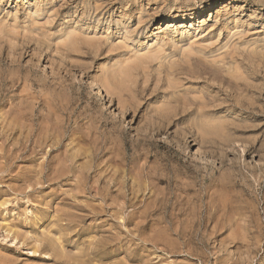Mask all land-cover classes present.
<instances>
[{
    "label": "rangeland",
    "instance_id": "obj_1",
    "mask_svg": "<svg viewBox=\"0 0 264 264\" xmlns=\"http://www.w3.org/2000/svg\"><path fill=\"white\" fill-rule=\"evenodd\" d=\"M263 66L264 0H0V264H264Z\"/></svg>",
    "mask_w": 264,
    "mask_h": 264
},
{
    "label": "bare ground",
    "instance_id": "obj_2",
    "mask_svg": "<svg viewBox=\"0 0 264 264\" xmlns=\"http://www.w3.org/2000/svg\"><path fill=\"white\" fill-rule=\"evenodd\" d=\"M73 46H74V45H73ZM151 56H152V55H151ZM251 62H252V61H251ZM243 63H244V62H243ZM244 64H245V63H244ZM248 64H249V62H248ZM254 64H255V63H254ZM258 64H259V63H258ZM260 64H261V63H260ZM231 65H233V64H230L229 66L231 67ZM236 65H237V64H236ZM236 65H235V66H236ZM241 65H242V64H241ZM242 66H243V65H242ZM254 66H256V65H254ZM252 67H253V65H252ZM258 67L261 68L260 66H258ZM263 67H264V66H263ZM226 68H227V66H226ZM236 68L238 69V67H236ZM239 68H240V67H239ZM256 68H257V67H256ZM256 68H255V70H256ZM224 69H225V68H224ZM233 69H234V68H233ZM242 69H243V68H242ZM245 69H246V68H245ZM243 70H244V69H243ZM243 70H242V71H243ZM247 70H248V69H247ZM247 70H246V71H247ZM255 70H254V71H255ZM226 71H227V70H226ZM238 71H239V70H238ZM246 71H244V72H246ZM247 72H248V71H247ZM224 73H225V72H224ZM228 73H229V72H228ZM234 73H235V72H234ZM238 73H239V72H238ZM241 73H242V72H241ZM250 73H252V72H250ZM254 73H255V72H254ZM229 74H230V73H229ZM242 74H243V73H242ZM242 74H240V76H241ZM230 75H231V74H230ZM238 75H239V74H238ZM246 75H247V74H246ZM256 75H258V74H256ZM256 75H255V77H256ZM259 75H260V73H259ZM226 76H227V75H226ZM243 76H244V75H243ZM253 76H254V74H253ZM229 77H230V76H229ZM231 77H232V75H231ZM236 77L238 78L237 75L235 76V79H236ZM248 77H249V75H248ZM223 78H224V77H223ZM240 78H241V77H239V79H240ZM250 78H251V77H250ZM252 78H253V77H252ZM110 79H111V78H110ZM224 79H225V78H224ZM227 79H228V78H227ZM230 79H231V78H230ZM115 80H116V79H115ZM232 80H233V79H232ZM237 80H238V79H236V81H237ZM233 81H234V80H233ZM228 82H229V81H228ZM246 82H247V80H246ZM235 83H236V82H235ZM242 83H243V82H242ZM90 84H91V86H93V87H95V88L97 89V91H98V96H99L98 98H100V100H101V98H102V99H106V97H105V93H104L103 89H102L100 86L97 85L96 81H91ZM220 84H221V83H220ZM233 84H234V83H233ZM116 85H117V84H116ZM222 85H223V84H222ZM243 85H244V84H243ZM236 86H237V85H236ZM120 87H121V85H120ZM224 87H225V85H224ZM244 87H245V85H244ZM248 87H249V86H248ZM237 88H238V87H237ZM117 89H118V88H117ZM222 89H224V88H222ZM226 89H227V88H226ZM238 89H239V88H238ZM240 89H241V88H240ZM250 89H251V88H250ZM262 89H263V88H262ZM260 90H261V89H260ZM260 90H259V91H260ZM230 91H231V90H230ZM251 91H252V90H251ZM263 91H264V89H263ZM263 91H262V92H263ZM227 92H228V91H227ZM232 92H233V91H231V93H232ZM252 92L254 93V91H252ZM226 94H227V93H226ZM229 94H230V93H229ZM260 94H261V93H260ZM232 95H233V94H232ZM230 96H231V95H230ZM248 96H249V95H248ZM260 96H261V95H260ZM242 97H243V96H242ZM246 97H247V96H246ZM257 97H258V96H257ZM225 98H226V97H225ZM231 98H232V97H231ZM252 98H253V97H252ZM250 99H251V98H250ZM253 99H254V98H253ZM228 100H229V99H228ZM228 100H226L225 102H227ZM231 100H232V99H231ZM255 100H256V99H255ZM259 100H261V99H259ZM245 101H246V100H245ZM249 101H250V100H249ZM237 102H238V101H237ZM254 102H255V101H254ZM263 102H264V101H263ZM233 103H234V101H233ZM251 103H252V101H251ZM251 103H250V104H251ZM259 103H260V102H259ZM241 104H242V103H241ZM261 104H262V103H261ZM236 105H237V104H236ZM251 105H252V104H251ZM263 105H264V103H263ZM185 106H186V105H185ZM249 106H250V105H249ZM252 106H254V103H253ZM252 106H251V107H252ZM187 107H188V106H186V108H187ZM190 107H191V106H190ZM257 107H258V106H257ZM260 107H261V105H260ZM260 107H259V108H260ZM167 108H168V107H167ZM186 108H184V109H186ZM199 108H201V107L199 106ZM242 108H243V107H242ZM246 108H247V107H246ZM263 108H264V107H263ZM263 108H262V109H263ZM165 109H166V108H165ZM165 109H164V111H165ZM188 109H190V108H188ZM192 109H193V108H192ZM203 109H204V108H203ZM254 109H255V108H254ZM197 110H198V109H197ZM200 110H201V109H200ZM200 110H199V111H200ZM241 110H242V109H241ZM249 110H251V108H250ZM256 110H257V109H256ZM256 110H255V111H256ZM161 112H163V111H161ZM168 112H169V111L167 110V112H166L167 114H166V115H170ZM246 112H247V110H246ZM259 112H261V111H259ZM170 113H171V111H170ZM174 113H175V111H174ZM257 113H258V112H257ZM261 113H262V112H261ZM163 114H165V113H163ZM171 114H173V113H171ZM203 114H204V113H203ZM158 115H159V117H160V114H158ZM161 115H162V113H161ZM256 115H257V114H256ZM256 115H255V116H256ZM262 115H263V114H262ZM3 116H4V115H3ZM3 116H2V117H3ZM255 116H254V117H255ZM166 117H167V116H166ZM171 117H172V116H171ZM171 117H170V118H171ZM254 117H253V118H254ZM3 118H4V117H3ZM161 118H162V117H161ZM162 119H163V118H162ZM3 120L5 121L6 118L3 119ZM163 120H165V119H163ZM263 120H264V119H263ZM9 121H10V120H9ZM2 122H3V121H2ZM5 122H7V121H5ZM11 122H12V121H11ZM11 122H10V123H11ZM162 122H163V121H162ZM257 122H258V121H257ZM3 123H4V122H3ZM8 123H9V122H8ZM14 123H15V122H14ZM17 123H18V122H17ZM23 123H24V122H22V124H20V125H22V127H23ZM166 123H167V122H166ZM6 124H7V123H6ZM11 124H12V123H11ZM11 124L9 125L10 128H11V126H12ZM160 124H161V123H160ZM260 124H261V123H260ZM14 125H15V124H14ZM165 125H166V124H165ZM262 125H263V123H262ZM7 126H8V125H5V127H7ZM161 126H162V125H161ZM2 127H3V126H2ZM14 127H16V125H15ZM18 127H19V125H18ZM22 127H20V128H22ZM24 127H25V126H24ZM24 127H23L22 129H25ZM255 127H256V126H255ZM258 127H259V125H258ZM10 128H9V129H10ZM12 128H13V127H12ZM16 128H17V127H16ZM20 128H19V129H20ZM162 128H164V127H162ZM2 129H3V130H7V128H2ZM14 129H15V128H14ZM26 129H28V128H26ZM160 129H161V128H160ZM20 130H21V129H20ZM255 131H256V130H255ZM6 133H7V132H6ZM8 135H9V134H7L6 136L8 137ZM10 136H11V135H10ZM18 139H19V138H18ZM27 139H28V138H27ZM21 140H22V139H21ZM187 143L189 144V142H187ZM23 144H24V143H23ZM184 145H185V144H184ZM184 145H183V146H184ZM16 146H17V145H16ZM187 146H188V145H187ZM184 147H185V146H184ZM23 148H24V147H23ZM26 148H27V147H26ZM28 148H29V147H28ZM20 149H21V148H20ZM13 151H14V150H13ZM248 151H249V150H248ZM8 152H9V151H8ZM11 152H12V150H11L9 153H11ZM14 152H15V151H14ZM196 152H198V153L200 152L199 154H203V150H202L200 147H197V151H196ZM17 153H18V151L16 152V154H17ZM13 154H14V153H13ZM9 155H12V154H9ZM14 155H15V154H14ZM21 155H23V154H21ZM67 158H68V157H67ZM50 165H51V164H50ZM53 165H54V164H53ZM53 165H52V166H53ZM54 166H55V165H54ZM55 168H57V166H56ZM52 169H53V167H52ZM58 169H59V168H58ZM51 171H52V170H51ZM53 171H54V169H53ZM53 171H52V172H53ZM52 172H51V173H52ZM54 172H56V170H55ZM58 172H60V171H58ZM41 173H42V172L40 171V174H41ZM49 173H50V172H49ZM56 173H57V172H56ZM49 175H50V174H49ZM55 175L57 176V174H55ZM56 178H57V177H56ZM106 192H108V191H106ZM110 192H111V191H110ZM121 192H122V191H121ZM135 192H136V191H135ZM137 192H138V190H137ZM96 193H97V192H96ZM99 193H100V192H99ZM99 193H97V194H99ZM108 193H109V192H108ZM100 195H101V193H100ZM105 197H106V195H105ZM123 197H124V196H123ZM114 198H115V197H114ZM114 198H113V199H114ZM111 199H112V197H111ZM113 199H112V200H113ZM105 200H106V198H105ZM106 202H107V201H106ZM133 205H134V204H133ZM133 205H131V206L134 207ZM102 207H103V206H102ZM104 207H105V206H104ZM95 208H97V207H95ZM95 208H93V209H95ZM104 209H106V208H104ZM104 209H102V211H103ZM95 210L97 211V209H95ZM112 210H113V209H112ZM112 210H111V211H112ZM122 210H123V209H122ZM111 211H110V213H111ZM97 212H98V211H97ZM99 212H100V211H99ZM114 212H115V211H114ZM103 213H104V212H103ZM103 213H102V214H103ZM106 213H107V212H106ZM117 213H118V212H117ZM90 214H91V213H90ZM96 215H97V214H96ZM119 215H121V214H119ZM116 216H117V215H116ZM136 216H137V215H136ZM112 218H113V217H112ZM137 218H138L137 220H139V217H137ZM96 219H97V217H96ZM133 219H134V218H133ZM93 220H95V219H93ZM131 220H132V219H131ZM141 220H143V219H141ZM134 221H135V220H134ZM144 221H145V220H144ZM106 222H107V220H106ZM115 222H116V221H115ZM117 222H118V221H117ZM119 222H120V221H119ZM103 223L105 224V222H103ZM107 223H108V222H107ZM113 223H114V222H113ZM108 224L111 225V223H108ZM124 224H125V223H124ZM139 224H140V223H139ZM149 224H150V223H149ZM151 224H152V223H151ZM112 225H113V224H112ZM122 225H123V223H122ZM144 225H145V224H144ZM147 225H148V224H147ZM114 226H115V224H114ZM123 226H124V225H123ZM141 226H142V225H141ZM150 226H151V225H150ZM105 227H108V226H105ZM116 227H117V226H116ZM142 227H143V226H142ZM142 227H141V229H142ZM257 227H259V226L257 225ZM98 228H99V227H98ZM101 228H102V226H101ZM103 228H104V225H103ZM145 228H146V226H145ZM148 228H149V227H148ZM99 229H100V228H99ZM120 229H121V228H120ZM122 229H123V228H122ZM152 229H153V227H152ZM102 230H103V229H102ZM107 230H108V229H107ZM113 230H114V228H113ZM104 231H106V230H104ZM104 231H103L102 233H104ZM111 231H112V230H111ZM117 231H118V230H117ZM100 232H101V231H100ZM112 232H114V231H112ZM130 232H131V231H130ZM106 233H107V232H106ZM106 233H104V234H106ZM190 233H191V232H190ZM100 234H101V233H100ZM104 234H103V235H104ZM125 234H126V232H125ZM135 234H136V233H135ZM139 234H140V233H139ZM108 235H109V234H108ZM120 235H122V234H120ZM120 235H119V236H120ZM104 236H105V235H104ZM160 236H161V235H160ZM162 236H164V234H163ZM162 236L159 237V238L163 239ZM165 236H166V234H165ZM165 236H164V238H167V237H165ZM167 236H168V235H167ZM109 237H110V236H109ZM110 238H111V237H110ZM114 238H116V237H114ZM159 238H158V239H159ZM107 239H108V238H107ZM117 239H118V238H117ZM119 239H120V237H119ZM138 239H139V238H138ZM168 239H169V238H168ZM164 240H165V242L170 241V239H169V240L164 239ZM164 240H163V241H164ZM166 240H167V241H166ZM151 241H152V240H151ZM163 241H162V243L164 244ZM109 242H110V241H109ZM118 242H119V241H118ZM131 242H133V241H131ZM135 242H136V240H135ZM107 243H108V242H107ZM112 243H113V242H112ZM155 243H156V242H155ZM110 244H111V243H110ZM113 244H114V243H113ZM158 244H159V243H158ZM106 245H108V244H106ZM111 245H112V244H111ZM114 245H115V244H114ZM109 246H110V245H109ZM115 246H116V245H115ZM103 247H106V246H103ZM107 247H108V246H107ZM107 247H106V248H107ZM122 247H123V246H122ZM98 248H99V246H98ZM98 248H97V249H98ZM101 248H102V247H101ZM111 248H112V247H111ZM99 249H100V248H99ZM104 249H105V248H104ZM116 249H118V248H116ZM116 249H115V251H116ZM121 249H123V248H121ZM123 250H124V249H123ZM102 252H103V251H102ZM111 252H112V251H111ZM113 252H114V251H113ZM100 253H101V251H100ZM109 253H110V251H109ZM101 254H102V253H101ZM103 257H104V256H103ZM100 259H102V258H100ZM261 259H264V258H261ZM103 261H104V260H103ZM260 263H261V262H260ZM262 263H263V262H262ZM102 264H103V262H102Z\"/></svg>",
    "mask_w": 264,
    "mask_h": 264
}]
</instances>
